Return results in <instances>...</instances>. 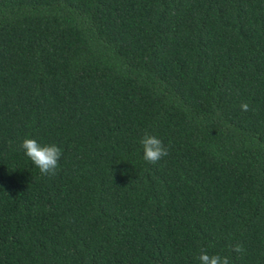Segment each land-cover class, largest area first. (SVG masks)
<instances>
[{
  "label": "trees",
  "instance_id": "trees-1",
  "mask_svg": "<svg viewBox=\"0 0 264 264\" xmlns=\"http://www.w3.org/2000/svg\"><path fill=\"white\" fill-rule=\"evenodd\" d=\"M201 249L264 264V0H0V264Z\"/></svg>",
  "mask_w": 264,
  "mask_h": 264
},
{
  "label": "clouds",
  "instance_id": "clouds-1",
  "mask_svg": "<svg viewBox=\"0 0 264 264\" xmlns=\"http://www.w3.org/2000/svg\"><path fill=\"white\" fill-rule=\"evenodd\" d=\"M242 110L247 111L246 104L241 105ZM143 149V158L150 164H157L162 158L169 154V149L165 147L161 139L147 132L140 140ZM21 148L31 162L39 169L40 173L46 176H55L59 169V160L62 156V150L55 144H40L34 138H24ZM235 253L245 251L243 245L235 244L231 249ZM198 260L200 264H232L227 256L220 254H209L207 249H201Z\"/></svg>",
  "mask_w": 264,
  "mask_h": 264
}]
</instances>
